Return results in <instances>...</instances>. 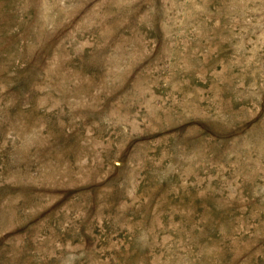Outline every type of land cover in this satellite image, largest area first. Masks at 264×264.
Wrapping results in <instances>:
<instances>
[{"label":"rangeland","instance_id":"rangeland-1","mask_svg":"<svg viewBox=\"0 0 264 264\" xmlns=\"http://www.w3.org/2000/svg\"><path fill=\"white\" fill-rule=\"evenodd\" d=\"M0 264H264V0H0Z\"/></svg>","mask_w":264,"mask_h":264}]
</instances>
